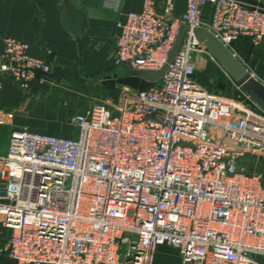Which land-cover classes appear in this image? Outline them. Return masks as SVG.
Instances as JSON below:
<instances>
[{
  "label": "built area",
  "instance_id": "1",
  "mask_svg": "<svg viewBox=\"0 0 264 264\" xmlns=\"http://www.w3.org/2000/svg\"><path fill=\"white\" fill-rule=\"evenodd\" d=\"M175 1L145 0L116 23L118 66L160 68L181 22L236 56L240 37L264 42L260 2L186 0L177 16ZM206 56L189 31L158 81L74 113L73 136L14 129L0 154V251L17 264H153L168 245L181 264H264V111L238 85L235 99L203 87ZM51 70L25 41L0 38V89Z\"/></svg>",
  "mask_w": 264,
  "mask_h": 264
},
{
  "label": "crops",
  "instance_id": "2",
  "mask_svg": "<svg viewBox=\"0 0 264 264\" xmlns=\"http://www.w3.org/2000/svg\"><path fill=\"white\" fill-rule=\"evenodd\" d=\"M144 1L71 0L81 15L80 32L75 36L62 24L61 0H0V38L10 36L25 41L31 54L46 60L52 68L50 74L40 82L35 81L28 89H22L9 78L4 80L0 89V111L8 112L9 116L0 124V154L6 152L14 129L74 135L65 132L60 117L50 118L46 113L56 111L59 116L64 112L66 104L56 106L54 100L60 94L67 95L75 90L80 70L91 75L118 66L114 57L116 23L125 18L126 12L140 10ZM248 1L264 4V0ZM153 2L159 10L162 0ZM185 8L186 0L175 1L177 16H181ZM210 13L211 5L207 4L203 7V18L207 20ZM233 46L237 57L245 60L244 64L252 75L262 80L264 42L255 46L249 38L240 37ZM216 67L219 69L220 65L206 56L204 65L195 71V79L216 96L237 98V84L226 74L222 83L225 91L212 87L210 81L213 78L204 71ZM258 169L264 173V161L258 164ZM6 235L7 231L0 226V245L5 242ZM0 264L17 263L5 251H0ZM153 264H181V257L176 249L160 245L155 250Z\"/></svg>",
  "mask_w": 264,
  "mask_h": 264
},
{
  "label": "water",
  "instance_id": "3",
  "mask_svg": "<svg viewBox=\"0 0 264 264\" xmlns=\"http://www.w3.org/2000/svg\"><path fill=\"white\" fill-rule=\"evenodd\" d=\"M71 0H61V20L63 26L75 36L79 35L81 28V15L78 8L70 3ZM192 32L195 39L210 53L225 73L247 94L250 99L264 111V84L248 70L246 65L208 28L195 26L191 28L187 23L181 22L172 48L165 63L158 69H133L116 66L98 74L100 76L115 75L118 79L138 78L153 83L160 79L179 51L186 33Z\"/></svg>",
  "mask_w": 264,
  "mask_h": 264
},
{
  "label": "rangeland",
  "instance_id": "4",
  "mask_svg": "<svg viewBox=\"0 0 264 264\" xmlns=\"http://www.w3.org/2000/svg\"><path fill=\"white\" fill-rule=\"evenodd\" d=\"M261 5L264 7V4ZM239 59H241L243 63L245 62L242 57ZM216 68L217 69L215 70H207L204 72L208 73L210 77L213 78L210 81L213 88L225 91V89L222 88V83L223 80L226 79V73L223 69H221V67L219 69L218 67ZM104 71L105 70L102 69L100 72L88 75L86 72H81L80 70L78 78L76 79V86L74 87L75 90H72L67 95H64V93L60 94L56 96L54 100L56 106L58 104H66L64 112L60 113L61 115L58 116L56 111H54L53 114L46 113V116L54 119H56V117L57 119L60 117V124L62 128H64L65 132L73 134L76 129L72 126L71 116L74 113L84 110L92 102L108 100L115 101L121 99L123 96L128 97L127 95L140 90L145 85L141 79L139 80L138 78L123 80L118 79L115 75L98 77V74ZM61 136L69 137V134Z\"/></svg>",
  "mask_w": 264,
  "mask_h": 264
},
{
  "label": "trees",
  "instance_id": "5",
  "mask_svg": "<svg viewBox=\"0 0 264 264\" xmlns=\"http://www.w3.org/2000/svg\"><path fill=\"white\" fill-rule=\"evenodd\" d=\"M111 69V68H110ZM110 69H108V70H110ZM127 79H131V78H127ZM124 80V79H123ZM140 80V79H139ZM130 81V80H129ZM145 85H144V87H142L141 89H144V88H147L151 83H149V82H145V81H143V80H141ZM263 162V161H262Z\"/></svg>",
  "mask_w": 264,
  "mask_h": 264
}]
</instances>
